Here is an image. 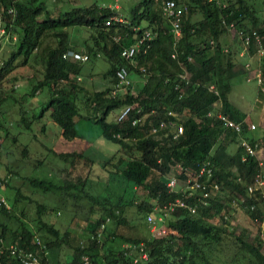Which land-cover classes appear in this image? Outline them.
<instances>
[{"label": "trees", "instance_id": "16d2710c", "mask_svg": "<svg viewBox=\"0 0 264 264\" xmlns=\"http://www.w3.org/2000/svg\"><path fill=\"white\" fill-rule=\"evenodd\" d=\"M175 1L186 6L180 22L181 35L177 39L161 13V0H139L122 17L113 6L91 4L51 10L46 0H0V34L5 38L0 43V104L11 97L13 89L9 82L17 79L18 68H30L35 71L31 76L34 81L26 95L34 96L43 89H47L48 94L33 120L49 111L50 119L61 127L63 139L71 140L76 136L79 104L81 108L91 109L93 115L88 119L99 124L102 136L118 144L119 151L124 153L114 157L116 161L105 163L110 166L108 173L124 177L131 188L146 191L158 206L182 197L180 188L184 179L206 159L213 162L212 179L220 183L223 193L209 197L208 203L203 204L194 200L199 196V191L194 190L193 196L185 200L190 204L199 203L196 213L179 206L169 210L163 222L167 230L164 235L121 234L115 229L126 223L124 201H103L86 190L92 160L79 152H54L70 163L71 167L61 168L63 173L69 174L81 163L87 167L85 175L78 176L76 184L69 180L57 183L56 179L37 178L28 182L42 193L63 191L73 198L86 197L90 207L84 239L79 240L74 231H61L47 221L45 217L54 213L55 207L23 195L34 202V216L31 223H26L21 218L23 211L20 215L13 211L21 196L17 189L11 204L6 200L9 209L0 205V213L5 218L18 222L17 227L11 228L0 218L3 246L13 242L35 253L43 264H83V255H88V264H264V230L250 239L245 233L231 231L225 226L228 220L223 218L224 214L230 215L231 199L246 194V185L258 171L257 159L244 157V149L238 142L242 139L251 143L258 141L247 137L250 123L246 121V114L234 108L228 99L231 79L237 74L235 67L239 65L240 48L235 49L222 40L226 33L239 40L238 31H256L264 48V11L257 15L247 0ZM198 13L200 17L196 19L194 15ZM230 23L233 27L228 28ZM69 29L86 36L81 44L71 42ZM147 30L154 35L149 48L143 51V46L134 62H129L121 51ZM249 49H257L254 40ZM70 50L87 53L90 59L64 58L63 54ZM172 53H176V57H172ZM95 59L108 64L102 75L111 78L114 88L116 71L124 66L130 74L144 77L139 89L133 92L131 84L115 96L111 95L114 88L85 91L79 82L82 66ZM257 67L251 68V74ZM261 71L264 75V66ZM183 74L185 78L180 76ZM7 85L11 93L4 94ZM258 98L264 100V90L259 87ZM216 103L221 104L222 114L242 124L241 133L223 126L213 112ZM126 105L132 107V112L117 121L119 111ZM26 113L22 111L20 122L27 126L31 121ZM111 113L112 118L108 120ZM134 119L138 120L132 124ZM162 120L182 125V133L177 138L166 130L151 133L152 126ZM2 129L0 122V136ZM233 143L238 146L230 152L228 148ZM26 151L24 149L23 153ZM171 172L178 178L174 191H169L166 185L167 177L173 175ZM5 173H0V179H3L2 186L8 187L10 176ZM238 177L242 180L237 181ZM263 200L258 193L241 207L258 223L264 221V204L260 205ZM127 201L128 205L132 204L131 197ZM251 203L255 205L252 210L249 209ZM138 208L143 207L138 205ZM149 208L145 212L153 213V207ZM215 218L220 221L214 223ZM111 221L115 228L108 226ZM98 232L102 234L100 239ZM35 235L44 248L35 242ZM139 242L144 243L148 258L134 263L125 253L124 245ZM2 249L0 264H21L5 247ZM61 253L64 260L59 257Z\"/></svg>", "mask_w": 264, "mask_h": 264}, {"label": "rangeland", "instance_id": "374dc122", "mask_svg": "<svg viewBox=\"0 0 264 264\" xmlns=\"http://www.w3.org/2000/svg\"><path fill=\"white\" fill-rule=\"evenodd\" d=\"M138 1L46 0V3L51 10L54 7L68 9L70 6H88L91 4L114 6L117 4L118 8L116 10L120 17H122L125 11ZM247 2L254 7L257 14L263 12L261 6L264 0H248ZM194 17L198 19L200 14H195ZM68 31L72 32L71 42L73 44H81V41L86 37L84 34L76 33V31L70 29ZM3 38L4 36L0 34L1 41ZM232 38L229 41L232 42L235 49L239 48V45L244 47L240 39L233 42ZM1 41L0 43H2ZM251 56L253 60L257 59V66H264V55L259 57L253 54ZM238 57L239 60L242 58L240 53ZM238 63L239 65L235 67L236 69L240 67V62ZM107 67L108 64L100 59L83 63L82 75L79 82L85 91L91 93L106 88H114L111 78L102 75ZM34 72L30 68L20 67L18 68L17 79L9 82L12 83V93L9 90V85L4 87V94L11 93V97L0 104V122L3 125V129L1 130L2 135L0 136V173L4 175L6 172L5 176H10V186H2L0 188V198L4 197L11 204L15 192L19 189L21 196L18 197L19 202L15 204L13 211L16 215H20V212L23 211L24 214L21 218L26 223H31L30 221L34 216V202L32 204V202L23 198V195L52 205L55 207V211L45 217L47 221L53 223L61 231L66 229L74 231L79 236V240H83L86 234L84 226L87 222L88 208L90 207L86 197L79 196L73 198L63 191L42 193L38 191L41 189L31 187L28 182L29 179L37 178L40 180L56 179L57 183L69 180L70 183L76 184L78 176L83 177L87 167L78 163L66 175L65 172L61 171V168L71 167L70 163L56 156L54 152H79L92 160L86 190L92 195H97L103 201L110 203L124 201L123 217L126 223L118 225V228L116 227L115 230L121 234L131 233L133 235L140 233L145 236L150 235L151 229L145 221V215L148 212L145 211L150 209L149 207L154 208L158 205L152 201L146 191L131 188L124 177L108 173L110 166H106L105 163L114 157L117 158L120 153L122 155L124 153L119 151L120 147L118 144L108 141L102 136L99 124L88 119L89 116L93 115L91 109L81 108L82 104H79L80 116L75 119L76 136L71 140L63 139L61 127L50 119L49 111L45 112L42 118L33 120V116L40 112L41 104L48 99L47 89H43L41 93H36L34 96L26 95L34 81V77H31ZM247 74L237 73L233 76L228 99L234 108L246 114V118L249 119L247 120L248 122L252 121L255 124V129L248 132L247 137L249 139L258 138L256 140L260 143L263 152L264 100L258 99V86L254 80L246 79ZM129 78L132 81L131 90L136 92L144 77L131 73ZM78 102L80 101L78 100ZM24 110L27 112V119L31 121L27 126L25 123L20 122L21 113ZM112 115L113 113L107 119L110 120ZM235 147L236 144L233 143L229 148L233 149ZM24 149L27 150L25 153H23ZM258 155L262 156V153L260 152ZM114 161L116 160L113 159ZM104 166L106 167L104 168ZM128 195L130 196L128 197ZM130 197L132 204L128 205L127 200ZM149 203L154 204L149 205ZM138 205H141L143 208L140 210ZM0 218L6 220L11 228L18 226V222L14 218L7 219L1 213ZM218 221L220 220L217 218L213 219L214 223H218ZM108 226L115 228V224L112 221ZM225 226L236 234L239 232L245 233L246 237L251 239L255 235L260 234L261 231L263 232L264 221L258 223L252 220L249 214L244 211V208L230 207L229 219ZM226 240L228 241V239ZM262 248L264 253V245ZM224 249L226 248L224 247ZM59 257L62 260L65 259L62 253Z\"/></svg>", "mask_w": 264, "mask_h": 264}, {"label": "built area", "instance_id": "2783aa9c", "mask_svg": "<svg viewBox=\"0 0 264 264\" xmlns=\"http://www.w3.org/2000/svg\"><path fill=\"white\" fill-rule=\"evenodd\" d=\"M213 1V0H208ZM160 9L163 17H165L171 27V33L174 35V39L179 38L181 35V18L183 13L186 11V6L183 4L177 3L175 0H161L160 2ZM228 28L233 27V23L227 25ZM238 37L242 44L244 45L245 49L251 45V41L254 40L256 42V52L259 56L264 55V48L262 46V42L256 31L252 33H245L244 31H238ZM154 35L151 31L147 30L143 33V35L134 43L127 45L121 51V55L129 60V62H134L136 54L142 49L144 46L143 51H145L150 46V42L152 41ZM89 54L87 53H79L75 51H68L63 54L64 58H72L81 61H87L90 59ZM99 56V54H97ZM172 57H176V53H172ZM1 65V62H0ZM245 68L251 71V66L249 63L245 65ZM182 78H185V74L180 75ZM117 83L115 88L112 90L111 95L115 96L118 92H121L127 89L131 84L132 81L129 78V72L126 67L122 66L116 71ZM247 80H254L257 86L263 91L264 90V75H262L261 67L258 66L253 74H248L246 77ZM132 112V107L130 105H126L122 107L117 115V121L124 120L130 113ZM169 115H172V112H168ZM215 116L221 121L223 126L228 129H232L237 133H241L242 131V124L240 122H236L233 119L229 118L225 114L221 112L215 113ZM138 119L132 120V124H135ZM255 124H249V130H254ZM170 131L172 132V137L177 138L182 133V125L176 124L172 121H165L162 120L158 124H155L151 128V133H157L159 131ZM241 146L244 149L245 156H252L257 159V166L258 171L252 175L250 182L246 185V194L235 196L230 201V206L234 208H240L243 204H246L248 198L256 197L258 193H262L264 188V152L261 150V145L259 142L251 143L247 139L241 140ZM262 153V156H259V153ZM214 171L213 162L210 159H206L202 162V164L197 168V170L192 174L188 175L184 181L183 185L181 186V194L182 197H177L174 201H169L162 206H155L153 208V213L148 212L145 215V221L148 224L149 228L151 229L150 235L152 236H160L164 235L167 230L164 227L163 222L165 221L168 211L172 210L174 207H185L191 213H196L197 210V203L190 204L186 202L185 198L189 196H193V191L198 190L199 196L196 197L194 200L203 204H207V199L209 197H213L214 195H219L223 193L221 190V185L219 182L212 179ZM240 177L237 178V181H241ZM3 185V179H0V188ZM169 191H174L178 185V178L176 174L170 175L167 177L166 183ZM0 205L5 206L9 209V205L4 197L0 198ZM255 205L253 203L250 204L249 209H254ZM223 218L228 220L229 216L227 214L223 215ZM104 227V224L101 225V229ZM101 232H98V238H101ZM34 240L37 244L41 245L44 248V245L41 244V241L37 235L34 236ZM4 240L0 236V252L7 250L12 256H15L21 264H43L40 258L33 252L23 250L18 247L15 243L10 242L7 245L3 246ZM126 249L125 253L132 258L133 262L136 263L139 260H147L148 253L145 249L144 243H128L124 245ZM83 264L89 263L88 255L82 256ZM5 264V263H3Z\"/></svg>", "mask_w": 264, "mask_h": 264}, {"label": "crops", "instance_id": "0c3cea01", "mask_svg": "<svg viewBox=\"0 0 264 264\" xmlns=\"http://www.w3.org/2000/svg\"><path fill=\"white\" fill-rule=\"evenodd\" d=\"M248 1V0H247ZM263 6V7H262ZM262 6H261V10H263L264 11V3L262 4ZM114 8H118V5L116 4V5H114L113 6ZM254 8V7H253ZM262 14V12L260 13V14H257V15H261ZM233 37V38H232ZM231 38H232V40H233V42H234V40H236L235 39V37H234V35H232L231 33H226V34H224L223 35V37H222V40L225 42V43H227V44H231L232 45V42L231 41H229V40H231ZM1 41V40H0ZM231 42V43H230ZM240 47V50H239V53H240V55L242 56V58H240V60H239V62H240V67L237 69V73H248V74H251L252 72L251 71H249L248 69H246L245 68V65L247 64V63H249L250 64V66H251V68L252 67H256L257 65H258V61H257V59L255 58V60H253L251 57V55H253V54H256L257 56H259L258 54H257V52H256V50L254 51H252V50H250L249 49V47H248V49L250 50H248V49H245L242 45H239ZM243 47V48H242ZM253 53V54H252ZM260 57V56H259ZM259 59V58H258ZM243 66V67H242ZM247 74V75H248ZM247 75H246V77H247ZM259 99V98H258ZM214 109H213V112H216V113H219L220 112V108H221V104L220 103H216L215 105H214V107H213ZM247 120H249L248 118H246V121ZM248 123H253L252 121H250V122H248ZM264 127V126H263ZM250 131H252V130H250ZM249 131V132H250ZM254 139H258V138H254ZM241 141H239L238 143H240ZM236 144V143H235ZM231 146V145H230ZM229 146V147H230ZM237 146H238V144H236V147L235 148H233V149H230V148H228L229 149V151L230 152H233V151H235L236 150V148H237ZM262 196L264 197V188H263V190H262ZM262 204H264V200H263V202L260 204V205H262Z\"/></svg>", "mask_w": 264, "mask_h": 264}]
</instances>
